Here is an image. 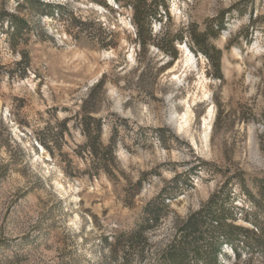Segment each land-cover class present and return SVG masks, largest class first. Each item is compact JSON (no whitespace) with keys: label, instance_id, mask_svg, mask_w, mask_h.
Segmentation results:
<instances>
[{"label":"rangeland","instance_id":"1","mask_svg":"<svg viewBox=\"0 0 264 264\" xmlns=\"http://www.w3.org/2000/svg\"><path fill=\"white\" fill-rule=\"evenodd\" d=\"M156 3L0 0V264H264V0Z\"/></svg>","mask_w":264,"mask_h":264},{"label":"trees","instance_id":"2","mask_svg":"<svg viewBox=\"0 0 264 264\" xmlns=\"http://www.w3.org/2000/svg\"><path fill=\"white\" fill-rule=\"evenodd\" d=\"M117 5L120 7L122 4L128 5L131 7L133 12V25L135 29H137L139 38V47L140 49L146 48L147 46V38L144 36L148 35L150 37L152 35V28H151V22L152 20H158V13L156 12V7L158 4L154 3V7L152 5L148 4V0H115ZM14 20H12L11 27L12 30L15 32L14 35H17L19 33V30L26 25V21L24 19H21L20 17H16L11 15ZM17 21V22H15ZM194 42L197 43V39H194ZM200 46V50L203 52V54L208 58L211 65H215L216 68L219 71L220 70V62H221V51L219 49L213 48V53L206 50L201 46V44L198 43ZM102 83V80L99 82V85ZM89 119H91L89 117ZM100 122L98 123V129L100 131ZM98 131V133H99ZM100 136V135H99ZM98 136V137H99ZM97 136L93 137L95 140ZM89 139H91V136L89 134ZM161 206H164V202L161 203ZM155 208V209H154ZM150 216L148 218V223L150 221H156L161 213V210L159 207H153V209L149 210ZM202 213L200 214H191L188 218V223L185 227V233L189 235H194L195 239L193 241L191 240H183L180 244H175L172 248V251L168 254L166 257V260H170L173 262L175 261L178 264H182L185 258L190 254L193 253L195 258L200 261V264H220L218 262V256L219 254H222L223 256H226V253L222 250L221 244H218V246H210L208 250H206V245L202 244V233L204 230V222H202ZM224 221L218 220V226L215 228H221L224 226ZM232 230L234 232L242 230V228L238 225L233 226ZM138 236H142V232H135L134 234L128 235L127 239H130V241H134V239ZM227 242H230L229 240ZM231 243V242H230ZM233 247V245H232ZM235 253V259L234 262L231 264H240V258L241 254L239 251H237V248H234Z\"/></svg>","mask_w":264,"mask_h":264}]
</instances>
